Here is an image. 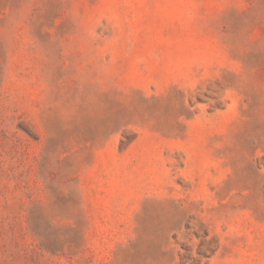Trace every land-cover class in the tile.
Here are the masks:
<instances>
[{
    "label": "rangeland",
    "instance_id": "rangeland-1",
    "mask_svg": "<svg viewBox=\"0 0 264 264\" xmlns=\"http://www.w3.org/2000/svg\"><path fill=\"white\" fill-rule=\"evenodd\" d=\"M0 264H264V0H0Z\"/></svg>",
    "mask_w": 264,
    "mask_h": 264
}]
</instances>
